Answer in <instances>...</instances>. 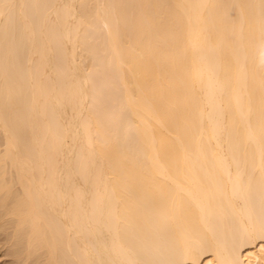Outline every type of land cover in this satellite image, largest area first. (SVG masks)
I'll return each instance as SVG.
<instances>
[{
	"label": "bare ground",
	"instance_id": "6f19581e",
	"mask_svg": "<svg viewBox=\"0 0 264 264\" xmlns=\"http://www.w3.org/2000/svg\"><path fill=\"white\" fill-rule=\"evenodd\" d=\"M0 244L264 264V0H0Z\"/></svg>",
	"mask_w": 264,
	"mask_h": 264
},
{
	"label": "rangeland",
	"instance_id": "374dc122",
	"mask_svg": "<svg viewBox=\"0 0 264 264\" xmlns=\"http://www.w3.org/2000/svg\"><path fill=\"white\" fill-rule=\"evenodd\" d=\"M0 247H1V244H0ZM3 246H2V250H3ZM0 249V264H13V260L14 259H11L12 256L10 254H7V253H4L2 250ZM7 254V255H6ZM10 261V262H9Z\"/></svg>",
	"mask_w": 264,
	"mask_h": 264
}]
</instances>
